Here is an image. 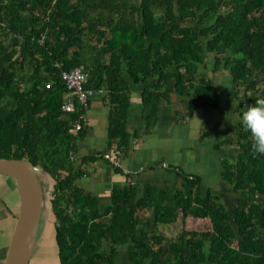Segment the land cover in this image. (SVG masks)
<instances>
[{"label": "trees", "instance_id": "1", "mask_svg": "<svg viewBox=\"0 0 264 264\" xmlns=\"http://www.w3.org/2000/svg\"><path fill=\"white\" fill-rule=\"evenodd\" d=\"M209 55L212 74L227 72L233 99L239 91L257 92L249 106L264 98V0H0V158L26 160L37 180L52 181L44 188L38 180L49 197L40 217L54 224L59 264H114L119 252L130 264H264V155H253L240 111L214 145L238 149L220 158V180L240 196L230 210L211 187L201 189L200 175L168 163L178 184L141 192L127 181L105 202L78 182L108 149L118 157L128 150L133 85L143 84L146 133L172 92L192 99L182 117L218 108L213 77L199 72ZM76 66L108 106L106 149L91 154L78 152L87 109L61 108L60 74ZM189 217L208 219V228L188 229Z\"/></svg>", "mask_w": 264, "mask_h": 264}, {"label": "crops", "instance_id": "2", "mask_svg": "<svg viewBox=\"0 0 264 264\" xmlns=\"http://www.w3.org/2000/svg\"><path fill=\"white\" fill-rule=\"evenodd\" d=\"M212 77L214 80V75ZM214 83L218 88V84L215 80ZM142 87L143 84L137 86L133 85L130 93V105L127 112V129L131 133L130 145L125 154L119 155L120 169L123 173L113 170L105 160L97 159L86 166V175L78 181L84 188L94 195H97L103 202L107 200L109 190L113 185H123L127 181L138 183L141 192L144 191L147 184L161 186L163 181L170 178L169 173L166 172V167H163L162 164H167L170 157L178 155L181 152L180 145L182 142L184 146H186V149L189 148L190 151H193V157L191 156L189 159L191 158L190 161L194 166L187 172L200 175L202 182L203 176L201 172H197L196 170L201 169L206 172L209 168L207 165L208 158L206 150H208V148H214V145L224 137L223 135L229 134L230 125L232 121L234 122L235 120L233 116L236 107H232L231 99L230 101L222 99L223 105L221 108L224 109L223 111L225 113V119L222 120L225 124L223 127L224 129L219 128L220 126L209 129V127L217 121L210 125L206 124L217 115V113L212 112V109L216 108L211 109L209 107L206 109H198L194 112L192 117H182L180 114H185L184 109L186 102L192 99L180 96L175 91L170 94L169 100H166V98L160 100L157 122L151 132L146 133L144 130V120L141 116L142 104L140 90ZM107 112L108 106L103 99L102 92H100V95L98 94L90 99L84 117L86 133L83 139L78 143L79 153L91 154L106 149ZM221 114L220 112V115ZM185 128L189 130L190 139L182 140L181 132H185ZM198 139L204 141L199 145L196 143L195 145H197V147L195 146L196 148H193V143H191V141H196ZM112 150L113 149H108V152ZM176 159L183 158H177L176 156L175 160L173 159L174 162L168 164L180 167L178 163L179 160ZM18 209L19 192L16 183L12 178L0 174V264H4ZM48 223L53 224V222L40 217L35 230L39 227L40 232L44 233V229L49 230ZM51 232H53V236L50 239L49 245H46L45 242L41 245H43L44 250L46 249V251L50 253L55 249L57 255L53 228ZM35 236L36 233L34 231L32 239L34 244L38 240L39 234L36 238ZM45 238L48 239L46 236ZM28 261L29 258L27 263Z\"/></svg>", "mask_w": 264, "mask_h": 264}, {"label": "rangeland", "instance_id": "3", "mask_svg": "<svg viewBox=\"0 0 264 264\" xmlns=\"http://www.w3.org/2000/svg\"><path fill=\"white\" fill-rule=\"evenodd\" d=\"M208 66H206L205 68L202 67L200 68V73L203 75H212L211 71H210V63H211V55L208 56ZM227 72L225 71H218L216 73H214V80L215 82L218 84V91H219V95H220V104L219 107L216 109H212V107H210L213 111L217 113V115H215L214 119H210L206 124H212L213 122L217 121L220 117H222V120H224L225 118V113H224V109L221 108V106L223 105V101L222 99L226 100V101H230V99L232 100L231 104L232 107H236L235 109V114L233 116V119L237 120L239 118V113L238 111H240L241 113L245 110L246 107L249 106L248 104V99L251 97V95L253 94H257L256 91L254 92H245V91H239L238 93V99H233L230 93V83H229V78H226ZM212 75V76H213ZM100 95V93H96L94 94V96ZM188 101H192V100H188ZM239 104V106H238ZM239 107V109H238ZM222 113L220 115V112ZM234 120V122H235ZM185 122V121H183ZM233 122V121H232ZM225 126V124L221 123V126L219 128L224 129L223 127ZM185 132H181V138L182 140H186V139H190V135H189V130L188 128L184 129ZM215 135V134H214ZM224 137H222V139L220 141H218L217 144H220L221 142L224 141V139L226 137H228L227 134L223 135ZM219 138V136H218ZM212 140V137H211ZM218 140V139H217ZM204 140L198 139L196 141H191L192 147L196 148L197 145H195L196 143L202 144L201 142ZM181 148H180V152L178 155H173V157H170V159H168V163L174 162L176 156L177 158H183V159H176L179 160V166L184 170V171H188L189 169H192L194 166L191 163V158L189 159V157H193V151H190L189 148L186 149V146H184V143H181ZM183 146V147H182ZM196 146V147H195ZM210 146V145H209ZM201 147V146H200ZM238 149L236 146H224V144H222V146H220L219 148H208V150H206L207 152V165H208V169L207 171H203V170H196L197 172H201L202 176H203V181L201 182V189L203 190L206 186L211 187L213 190H215L221 197V199L224 201L225 205L227 206V208L230 210L236 203V201L239 199V195L237 192H234L231 187L224 181L220 180L219 178V170H220V159L219 158H227V159H234L236 153H237ZM112 153V151H110ZM181 154V157H180ZM174 159V160H173ZM111 167V166H110ZM167 173H169L170 178L172 179L173 182H175L176 184H178V178L176 177L175 174H171L172 172H169L166 170ZM217 174V175H216ZM172 175V176H171ZM10 178V177H9ZM38 180L40 181L41 185L44 186V188L46 187H50L52 184V181L47 180V178L45 177L44 173H40L38 174ZM47 194L48 191H47ZM48 195L44 198L43 201H45V205L47 203L48 200ZM48 220V217L47 219ZM49 221V220H48ZM49 224V230L48 229H44V233H41L39 230V227L35 230L36 236L35 238L38 236L39 234V238L36 241V243L34 244L32 242L31 246H30V252H29V261L27 264H59L58 263V258L56 255V251L55 249L50 253L47 252L46 249L44 250L43 244L44 242L46 243V245H49L50 239L53 236V232H51L52 228L54 229V225L51 223ZM40 226V225H39ZM186 226L188 229H194V230H202V229H206L209 226V222L208 219L206 218H187L186 220ZM45 236L48 238L46 239ZM47 247V246H46ZM50 253V254H49ZM114 264H130V261L126 255V253H118V256L115 258V262Z\"/></svg>", "mask_w": 264, "mask_h": 264}, {"label": "water", "instance_id": "4", "mask_svg": "<svg viewBox=\"0 0 264 264\" xmlns=\"http://www.w3.org/2000/svg\"><path fill=\"white\" fill-rule=\"evenodd\" d=\"M23 159L0 158V174L13 179L19 192V209L10 236L4 264H27L43 199L35 171Z\"/></svg>", "mask_w": 264, "mask_h": 264}, {"label": "built area", "instance_id": "5", "mask_svg": "<svg viewBox=\"0 0 264 264\" xmlns=\"http://www.w3.org/2000/svg\"><path fill=\"white\" fill-rule=\"evenodd\" d=\"M62 81L65 84L66 92L63 94L62 110L66 112H75L81 109H87L90 99L96 93L101 91H94L92 87L85 86L87 80V72L82 66H76L68 71H62L60 74ZM46 86H49L47 83ZM80 128L79 123H75L73 130L76 131ZM103 160H108L111 167H120L118 156H114L111 152L102 154ZM163 167L167 164L163 163Z\"/></svg>", "mask_w": 264, "mask_h": 264}, {"label": "clouds", "instance_id": "6", "mask_svg": "<svg viewBox=\"0 0 264 264\" xmlns=\"http://www.w3.org/2000/svg\"><path fill=\"white\" fill-rule=\"evenodd\" d=\"M241 124L252 138L253 155H264V98H257L253 105L245 108Z\"/></svg>", "mask_w": 264, "mask_h": 264}]
</instances>
